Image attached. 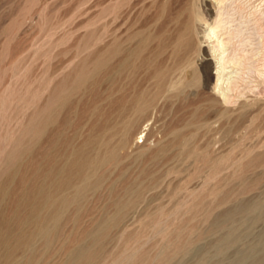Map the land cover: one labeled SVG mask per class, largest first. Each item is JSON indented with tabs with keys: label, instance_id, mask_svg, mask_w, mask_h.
I'll return each instance as SVG.
<instances>
[{
	"label": "rangeland",
	"instance_id": "1",
	"mask_svg": "<svg viewBox=\"0 0 264 264\" xmlns=\"http://www.w3.org/2000/svg\"><path fill=\"white\" fill-rule=\"evenodd\" d=\"M106 1L0 0V237L8 238L0 254L10 246V264H264V163L248 161L264 155V129L253 130L260 118L242 119L253 110L264 115V92L222 102L213 38L202 37L206 58L196 60L189 78L198 81L184 94L159 93L151 78L143 82L147 117L131 129L130 122L121 131L116 126L107 146L100 137L96 154L115 158L95 162L79 193L67 191L74 196L67 218H44L42 135L26 136L24 126L41 119L46 69L64 63L60 78L104 50ZM186 1L173 0V9ZM205 2L212 7L215 0ZM130 3L128 21L151 28L156 0ZM167 55L165 68L172 66ZM98 77L105 86V71ZM198 104L219 113L175 124ZM36 186L33 204L19 202ZM82 247L86 254L74 263Z\"/></svg>",
	"mask_w": 264,
	"mask_h": 264
},
{
	"label": "bare ground",
	"instance_id": "2",
	"mask_svg": "<svg viewBox=\"0 0 264 264\" xmlns=\"http://www.w3.org/2000/svg\"><path fill=\"white\" fill-rule=\"evenodd\" d=\"M186 3L176 12L173 0H156L150 28L141 20L136 27L128 21L133 7L130 0H108L104 50L96 53L91 64L84 59L63 77L58 76L64 63L51 71L50 67L45 70L43 84L47 94L40 108L41 119L38 124L30 121L24 126L26 136L37 130L42 135L40 192L36 194L38 186L29 193L24 191L19 202L33 204L38 195L46 210L45 219L58 224L67 218L65 210L74 197L67 191L72 189L79 193L80 183L92 177L95 162L102 160L108 164L115 158L111 153L108 156L96 154L99 140L103 138L107 146L111 136L125 129L127 122L131 129L147 117L143 82L154 79L151 86L159 93L173 89L178 90L174 94L178 96L198 81V77L194 82L189 77L195 73L196 60L203 62L206 58L201 54L202 37L214 40L212 52L217 69L214 87L224 104H235L240 96L248 93L264 92V0H215L210 2L212 7L206 5L205 0ZM200 32L203 36H199ZM165 54L172 60V66L168 64L167 68ZM103 71L105 86L98 79ZM203 73L206 74L204 70ZM53 79L56 82L51 89ZM102 87L104 90L100 91ZM255 111H248L242 119L252 122L260 118L253 130L261 132L264 115ZM184 112L187 115L177 118L175 124L206 122L219 113L200 104ZM144 130L139 132L138 138L145 136ZM121 142L128 143L126 139ZM248 161L252 166L264 163V155H255ZM34 215L36 213L32 217ZM30 225L35 223L31 221ZM29 235L34 238L36 234L31 231ZM53 235L57 237V233ZM7 241V237H0V246ZM13 254L8 246L6 253L0 254V264H10ZM84 254V247L76 250L72 255L74 263Z\"/></svg>",
	"mask_w": 264,
	"mask_h": 264
}]
</instances>
